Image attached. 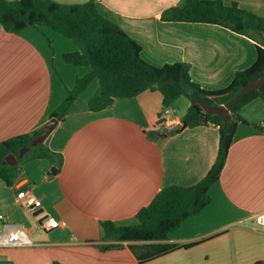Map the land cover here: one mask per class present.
I'll use <instances>...</instances> for the list:
<instances>
[{"label": "crops", "instance_id": "obj_1", "mask_svg": "<svg viewBox=\"0 0 264 264\" xmlns=\"http://www.w3.org/2000/svg\"><path fill=\"white\" fill-rule=\"evenodd\" d=\"M95 1L101 14L142 47L144 61L156 67L187 63L192 81L204 90L229 87L238 72L256 62L260 44L244 35L218 25L163 19L165 11L184 6L186 0ZM225 1L264 17V0ZM42 31L44 35L35 28L13 34L0 25V143L42 129L76 81L91 72L64 61V54L79 50L73 41L47 28ZM99 87L94 80L45 141L51 152L63 156L59 174L50 177L52 162L38 159L21 167L13 186L0 179V214L24 227L32 243L0 248V264H140L131 243L100 251L101 223L137 224L138 212L160 191L195 186L214 164L219 129H184L182 120L192 107L188 98L174 103L170 118L175 125L165 127L159 124L164 111L159 91L117 99L93 112L88 104ZM253 124H239L220 180L210 189V205L169 235L166 243L178 250L144 264L264 261V231L246 224L264 213V132ZM258 124L263 127L264 119ZM179 126L164 138L151 135ZM25 190L42 201L36 212L16 204V195ZM47 217L66 226L42 231L39 225Z\"/></svg>", "mask_w": 264, "mask_h": 264}, {"label": "trees", "instance_id": "obj_2", "mask_svg": "<svg viewBox=\"0 0 264 264\" xmlns=\"http://www.w3.org/2000/svg\"><path fill=\"white\" fill-rule=\"evenodd\" d=\"M163 19L218 25L244 35L260 44L257 46L256 62L247 70L238 72L229 87L217 91L204 90L192 81L190 65L187 63L156 67L144 61L141 56L142 47L122 28L101 14L95 0L72 5L53 0H0V25L4 31L19 34L30 28L50 29L73 41L79 48L77 52L63 55L67 64L91 68L89 74L76 81L74 88L68 92L50 119L63 121L71 105L97 79L99 90L88 104L93 112L105 110L117 99H133L145 91H159L163 95V109L172 108L181 97L196 102L182 120L184 129L210 125L219 129L216 160L201 182L192 187L172 186L163 189L150 205L138 212L135 225L120 226L111 221L101 223L104 243L99 245L100 251L107 252L122 247L123 243H131L130 249L140 264L178 250L176 246L166 243L169 235L210 205V189L220 180L239 124L251 125L242 116V109L256 100L264 101V88L247 94L232 107L227 120L206 113L198 104L204 101L211 107L226 105L250 80L264 74V17L241 9L235 2L186 0L184 6H175L165 11ZM253 126L264 132V126ZM40 130L0 143V179L8 187L16 182L21 167L33 160H50L53 164L50 177L60 173L63 156L51 152L45 142L19 158L18 164H2L9 155L18 157L20 150L30 146ZM177 132L164 128L151 135L164 138ZM254 264H264V261Z\"/></svg>", "mask_w": 264, "mask_h": 264}, {"label": "built area", "instance_id": "obj_3", "mask_svg": "<svg viewBox=\"0 0 264 264\" xmlns=\"http://www.w3.org/2000/svg\"><path fill=\"white\" fill-rule=\"evenodd\" d=\"M171 108L164 109L160 115L159 123L162 126L173 127L174 120L170 118ZM16 204L29 212H36L42 207V201L36 197L30 190L18 192L16 195ZM255 230L264 231V213L257 214L252 223H246ZM0 248L30 246L27 230L22 226L13 225L5 214H0ZM66 222L55 217L45 218L39 225L42 231L49 232L54 229L65 227Z\"/></svg>", "mask_w": 264, "mask_h": 264}, {"label": "water", "instance_id": "obj_4", "mask_svg": "<svg viewBox=\"0 0 264 264\" xmlns=\"http://www.w3.org/2000/svg\"><path fill=\"white\" fill-rule=\"evenodd\" d=\"M263 37H264V33ZM264 88V74L258 76L252 80H250L241 91L233 97L226 105L221 107H211L206 104L204 101H199L198 104L202 107V109L210 114V115H218L224 120H227L230 110L234 105H236L239 101H241L247 94L254 91H261ZM196 102H192V106H194ZM59 124V120L56 118H52L34 137L31 141L30 146L25 147L20 150L18 157L16 155H9L3 162V165H16L19 162V158L24 157L28 152H30L33 148L37 147L39 144H42L46 141V139L52 134V132L57 128ZM180 128L177 127L175 130Z\"/></svg>", "mask_w": 264, "mask_h": 264}, {"label": "rangeland", "instance_id": "obj_5", "mask_svg": "<svg viewBox=\"0 0 264 264\" xmlns=\"http://www.w3.org/2000/svg\"><path fill=\"white\" fill-rule=\"evenodd\" d=\"M36 29V28H35ZM44 28L36 29L42 35H44L43 30ZM186 98V97H185ZM243 117L247 118L248 121L251 123H259V121L264 119V101L263 100H256L254 101L251 106H249L244 112Z\"/></svg>", "mask_w": 264, "mask_h": 264}]
</instances>
